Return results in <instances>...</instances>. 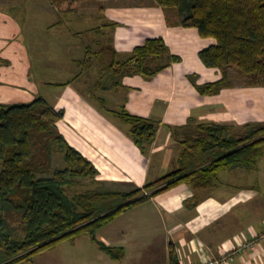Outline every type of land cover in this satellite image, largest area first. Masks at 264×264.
Returning <instances> with one entry per match:
<instances>
[{
	"label": "crops",
	"instance_id": "crops-1",
	"mask_svg": "<svg viewBox=\"0 0 264 264\" xmlns=\"http://www.w3.org/2000/svg\"><path fill=\"white\" fill-rule=\"evenodd\" d=\"M104 4L107 7L101 15L111 23L107 26L112 30L108 42L118 61L121 62L123 53L131 57L135 47L152 38L163 39L169 52L180 58L151 79L131 74L123 78L121 87L96 91L105 101V107H109L112 97L117 100L112 104L117 109L111 111H118L121 106L128 113L157 124L154 141L145 146L144 152L134 143L129 126L90 98L88 89L92 84L82 82L87 86L85 95L79 90V78L94 66L90 60L92 54L98 65V77L101 65L96 56L104 47L100 41L94 42L99 47L96 52L89 46H81L78 57H73L70 50L78 36L72 35L70 43H65L63 55L57 50L59 43L54 41L58 65L48 60L50 70L64 69L68 62L74 75L65 83L42 84L39 76L44 70L36 72L37 75L32 72L28 49L23 43L24 21L0 9V103H29L42 97L55 110H62L64 115L57 122L58 130L97 170L95 186L116 189L125 184L133 189L141 188L174 171L184 146L177 152L174 141L180 135L174 137L173 129L185 126L190 120L225 123L212 115L207 118L204 114L208 112L228 109L232 114L226 120L229 124L250 123L247 111L237 109L239 104L234 107L233 102L219 100L208 105V109L205 107V98L216 100L232 86L217 95L202 96L188 79L196 75V84L203 85L221 78L218 69L205 72L198 68L201 67L199 52L214 44L213 39L202 38L194 27L180 25L177 15L179 20L170 25L165 11L152 0H110ZM103 17L101 21H105ZM106 25L93 26L92 32L103 34ZM60 44L64 41L60 40ZM64 56H67L65 63ZM258 164L253 170L238 167L220 171L208 187L194 189L185 183L177 184L120 213L98 230L96 240L121 248L122 264H264V195L260 182L251 177L258 171ZM98 258L101 264H115L106 261L102 254Z\"/></svg>",
	"mask_w": 264,
	"mask_h": 264
},
{
	"label": "trees",
	"instance_id": "trees-1",
	"mask_svg": "<svg viewBox=\"0 0 264 264\" xmlns=\"http://www.w3.org/2000/svg\"><path fill=\"white\" fill-rule=\"evenodd\" d=\"M51 1L63 5L72 0ZM153 2L168 15L170 25L176 21L169 14L177 15L180 25L194 27L202 38L214 40L198 56L206 68L220 70L221 78L198 85L196 75L188 76L200 95H217L230 88L231 67L264 88V0ZM97 54L101 66L88 93L101 109H106L105 101L96 91L121 87L123 78L131 74L151 79L180 61L161 38L147 39L123 62L118 61L111 42ZM110 113L129 126L142 152L153 143L154 121L124 108ZM63 115L42 97L29 103H0V264L29 262L35 254L82 235L119 260L123 250L106 247L96 240V233L120 213L180 183L199 189L211 185L220 171L256 169L264 156V124H246L243 131L235 132L228 125L190 120L172 131L174 137H184L177 169L132 191L107 189L95 186L97 170L59 132L57 122ZM55 153L62 157L60 168L53 166ZM83 179L95 188L75 189Z\"/></svg>",
	"mask_w": 264,
	"mask_h": 264
},
{
	"label": "rangeland",
	"instance_id": "rangeland-1",
	"mask_svg": "<svg viewBox=\"0 0 264 264\" xmlns=\"http://www.w3.org/2000/svg\"><path fill=\"white\" fill-rule=\"evenodd\" d=\"M106 1L110 2V0H72L71 2L63 5H55L51 0H0V9L15 15L20 19V21H24L26 38L22 41L23 43L25 42L26 48L28 49L27 53L29 54V61L32 64V72L37 75L36 72L41 69L44 70L43 74L39 76L43 80L42 84L48 82L65 83L74 75L72 74L73 69L70 67V63L65 60L67 56H64V63L67 62L66 65L62 67L64 69H55L57 72L52 69L50 70L51 66L48 64V60L55 63V57L58 55L55 50V42L59 43L57 44V50L63 55L65 51L64 48L66 46L65 43H70L72 35L78 36L77 40H74L72 41L73 43H71V45H73L70 50H72L75 55H73V57H78L80 55L81 46L82 48L84 46H89L92 51L96 52L99 47L94 43L95 40L100 41L102 45L106 47L108 39L111 38L112 33L111 28H108L111 23H109L108 20H105V18L101 15V11L107 5L104 4ZM152 3H154L153 0ZM169 16H171L174 21L177 19L179 20V18L175 15L172 16V14H169ZM102 17L105 21L100 20ZM102 23L107 24L101 31L103 34L98 35L97 33L92 32L93 26L96 28V26H99ZM55 34H57L55 37L58 38L57 40L52 38ZM80 38L83 40L82 43ZM60 40L64 41L63 45L60 44ZM92 56L93 54L91 55L90 60H92V63L94 64L93 68L88 69L89 71H86V75L82 76L81 79L79 78L81 81L78 84L79 90L84 95L87 93V86H84L86 84H83L82 82L86 80V83L89 86L97 79L96 72L98 65L94 62V58ZM128 57H130L129 54L127 55L123 53L120 55L121 62L126 61ZM165 59L166 56L163 58L164 62L162 63L166 62ZM156 64L157 62H153L151 65L155 66ZM198 64L201 65V67L198 68L204 70L205 72L213 71L211 69H206L199 60ZM184 68L188 69L186 65ZM177 72L179 71L177 70L176 73ZM183 72L186 73L184 70ZM182 74L183 73H181L180 76ZM166 75L170 74L167 73ZM202 76L203 78L205 77V75ZM77 77L78 76H76V78ZM229 78L232 88L224 91L222 96L216 100L205 98L204 104H207L205 107L208 109V105L211 106L214 104V101L219 100L222 102H233L232 105L234 107L239 104L240 107H237V109H242V111L244 110V113L247 111V116H249L250 121L249 124H264V88L259 83L240 76L233 67L229 68ZM183 79L185 80V78ZM112 99L109 102V107H106V109L113 110L115 108L112 104L113 102L116 103L117 100ZM120 107H118V110H120ZM204 111L206 113L205 109ZM232 113L234 114L235 112ZM204 115H206L207 118L212 115L213 118L222 119L223 122L225 121L222 125L233 126L234 131L241 132L245 129V125L237 124L235 122H233L235 123L233 125L229 124V121L226 122V120L232 116L228 109L225 111L221 110L217 112H208ZM178 138V140L174 141L177 147V152L182 150V147L184 146L182 144L184 137L180 135ZM53 166L54 168H60L63 166L60 154H54ZM258 168V171H256L257 173L255 172L251 177L260 182L259 184L262 187V194L264 195V158L259 162ZM80 182L81 186L75 188L78 191H82L87 188H95L89 179H83ZM116 189L132 191L135 188L133 189V187L124 184V187L117 186ZM148 193L149 191L145 192V194ZM106 247L113 249L112 246ZM98 254H102L106 261H112L115 264H122L119 262L121 259H114V257H112L105 249H101L99 245L92 242L90 237L87 235L78 237L74 242L68 240L64 241L51 249L35 254L29 262L24 261L19 264H101Z\"/></svg>",
	"mask_w": 264,
	"mask_h": 264
}]
</instances>
